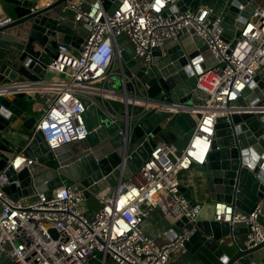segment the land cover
I'll return each instance as SVG.
<instances>
[{
    "label": "built area",
    "instance_id": "2783aa9c",
    "mask_svg": "<svg viewBox=\"0 0 264 264\" xmlns=\"http://www.w3.org/2000/svg\"><path fill=\"white\" fill-rule=\"evenodd\" d=\"M55 1L37 0L32 11ZM179 1L182 0H116L106 10L104 0H64V10L72 13L77 23L89 27L80 50L59 44L58 57L45 69L53 74L51 79L43 77L0 85V95L23 92L32 98L44 99V108L27 138V145L41 131L53 152L89 136L91 131L85 121L87 101L103 112L111 99L146 105L141 85L133 81L135 74L131 77L126 74L128 60L123 56L124 48L117 41L118 36L128 39L135 51L134 58L150 66L155 49L179 40L184 29L193 28L217 61L197 75L190 103L147 105L149 109L172 112L167 122L182 112L195 117L196 126L186 148L180 149L168 142L157 145L139 171L121 182L110 199L101 193L95 196L99 202L95 210L89 209L90 199L85 189L72 181H64L51 191V196L34 191L33 195L15 200L5 189L13 184L19 186V180H11L6 174L10 167L16 174L28 168L33 178L42 168L52 166L42 158L26 156L27 145L23 150L12 152L6 168L0 172V249L8 257V264H90L98 253L108 255L112 264H170L174 256L187 252L186 244L199 220L198 208L183 190L193 186L192 181L183 187L174 184L168 188L178 209L173 215L187 218L194 224L192 229L159 243L144 233L143 225L153 210L150 203L166 192L165 182L169 178L207 162L218 119L225 117L231 122V116L243 110L236 102L255 77L264 72V2L250 14L240 37L233 39L232 47V42L224 36L223 18L216 16L213 9L180 11L176 7ZM2 2L0 26L14 20L4 12ZM120 118L126 124L121 130L126 141L138 121L119 114L111 116L113 122ZM261 206L259 202L252 212L243 213L232 202L216 201L213 219L231 226L246 224L248 233L244 244L252 249L264 242V226L259 221ZM224 241L223 238L221 242ZM99 262L109 263L104 258ZM251 264L264 263L255 260Z\"/></svg>",
    "mask_w": 264,
    "mask_h": 264
},
{
    "label": "water",
    "instance_id": "95a60500",
    "mask_svg": "<svg viewBox=\"0 0 264 264\" xmlns=\"http://www.w3.org/2000/svg\"><path fill=\"white\" fill-rule=\"evenodd\" d=\"M5 1L14 4L11 16L14 20L0 26V85L53 78L45 69L58 57V45L63 43L80 50L77 37L88 33L89 27L77 23L73 14L64 10V0H57L36 12L32 9L37 0ZM114 1L104 0L105 9L108 10ZM262 2L264 0H182L176 7L180 11L201 7L213 9L216 16L223 18L225 39L232 42L233 47V39L240 37L250 14ZM117 41L127 44V47L121 45L130 68L126 74L129 77L135 74L133 81L141 85L146 105L111 99L103 112L87 101L85 121L91 131L89 136L53 152L38 131L26 146L25 155L41 159L52 153L55 165L36 173L33 178L28 168L16 174L10 167L6 174L11 180H19V186L13 184L5 189L15 200L33 195L34 191L51 196L53 189L62 186L63 178L79 183L86 197L91 199L106 187L117 188L137 173L157 145L168 142L180 149L188 145L196 126L194 116L182 112L167 122L172 112L149 109L147 105L190 103L197 75L217 63L208 46L193 28H186L179 40L155 49L151 65L144 66L141 59L134 58V48L124 35L118 36ZM116 81L118 86V78ZM129 89H133L131 84ZM123 98L126 100V94ZM30 100L31 96L23 92L0 95V172L7 166L16 133L23 127L34 130L36 118L29 116ZM236 104L243 110L234 113L231 122L225 117L218 119L212 152L204 165L196 167L205 174L214 201L232 202L243 213L252 212L257 203L262 202L259 221L264 226V108H251L264 107V72L255 77ZM115 114L138 121L127 134L126 141L121 134L126 128L125 121L120 118L113 122L111 116ZM141 115L145 116L138 120ZM174 216L175 220L158 219V212L152 211L143 225L144 233L162 243L194 227L187 218ZM195 226L197 229L186 244L187 252L174 264H251L255 260L264 263V242L252 249L244 244L248 233L246 224L231 226L206 219L198 220ZM165 231L166 236L163 235ZM223 238L225 241L221 242ZM227 243L235 247L234 256L225 249ZM103 258L110 261L108 255L98 253L90 264H100Z\"/></svg>",
    "mask_w": 264,
    "mask_h": 264
},
{
    "label": "crops",
    "instance_id": "0c3cea01",
    "mask_svg": "<svg viewBox=\"0 0 264 264\" xmlns=\"http://www.w3.org/2000/svg\"><path fill=\"white\" fill-rule=\"evenodd\" d=\"M5 12V11H4ZM6 13V12H5ZM7 14V13H6ZM87 36V32L84 34H80L78 38V46L80 47V44L83 42L84 38ZM123 45L124 47H127V44L125 42L120 43V46ZM29 96V95H28ZM30 105H31V112L29 116H34L36 118V114L41 115V110L44 108L45 101L41 96H36V98H32L30 100ZM253 109L255 108H264V107H251ZM38 118H36L37 120ZM11 132L13 130H10ZM31 135V130H28L27 128L23 127L20 131L16 133V140L12 144V152L20 151L25 148V146L28 143V137ZM12 153L10 154V156ZM50 156H54L52 153ZM47 169H41V173L45 172ZM178 178V183L183 187L186 184H189L190 181L193 182V186L190 188H185L183 187V190L185 192L186 197L193 202V204L198 208L199 210V220H206V219H213L214 218V204L216 201H214L211 198V192L209 190L207 178L203 172L197 169V167H193L189 171H183L180 175L175 176ZM174 178V177H172ZM170 180V185L166 186L167 190L166 192H162L159 194L156 198L152 200L150 203V206L153 208L152 211H157L160 217L158 219H165L168 218L170 220H175V216L173 213H178V209L176 206H174L173 202V197L169 194L168 188L172 187L175 182L173 180ZM65 181V178H63ZM90 203V201L88 202ZM92 207H94L92 209ZM89 209L90 210H95L98 207L92 206ZM174 216V217H173ZM162 221V220H161ZM231 245V244H230ZM234 248V251L229 253L230 256H234L236 254V249L233 245H231ZM181 255L174 256L172 258V261L170 264H174L176 260L180 257ZM112 264L111 262H109Z\"/></svg>",
    "mask_w": 264,
    "mask_h": 264
},
{
    "label": "rangeland",
    "instance_id": "374dc122",
    "mask_svg": "<svg viewBox=\"0 0 264 264\" xmlns=\"http://www.w3.org/2000/svg\"><path fill=\"white\" fill-rule=\"evenodd\" d=\"M2 5H3V9H4V11L8 14V15H10V16H13V9H14V4H12L11 2H8V1H5V0H3V2H2ZM117 67L119 68V65L117 64ZM127 69V68H126ZM127 71V70H126ZM116 86V88H118L119 86H117V85H115ZM40 117V114L38 113V114H36V118H39ZM50 154L51 153H47L45 156H43L42 157V160L43 161H45V162H47V163H49V164H53V165H55V161L53 160V157L54 156H50ZM54 162V163H53ZM172 178V177H171ZM171 178H169L166 182H165V184H166V186H169L171 183H170V180H171ZM172 180H173V182H175L176 184H179L178 183V178L177 177H175L174 176V178H172ZM65 181L66 182H68L69 180L68 179H66L65 178ZM115 189L116 188H112V187H106V188H104L100 193L102 194V196L104 197V198H108V199H110L111 198V196L115 193ZM99 202L96 200V198H95V196L94 197H92L91 199H90V203H89V205H90V207H92V206H99V204H98ZM175 202H173V204H174ZM174 206H176V204H174ZM94 207H92V209H93ZM176 208H177V206H176ZM225 246V249L230 253V251L231 252H233L234 251V248L231 246V245H229L228 243L227 244H225L224 245ZM8 261H9V259H8V257L6 256V254L0 249V264H8ZM108 264H110V263H108Z\"/></svg>",
    "mask_w": 264,
    "mask_h": 264
},
{
    "label": "trees",
    "instance_id": "16d2710c",
    "mask_svg": "<svg viewBox=\"0 0 264 264\" xmlns=\"http://www.w3.org/2000/svg\"><path fill=\"white\" fill-rule=\"evenodd\" d=\"M53 163H54V162H53ZM50 166H54V165H53V164H52V165L50 164ZM89 201H90V200H89Z\"/></svg>",
    "mask_w": 264,
    "mask_h": 264
}]
</instances>
